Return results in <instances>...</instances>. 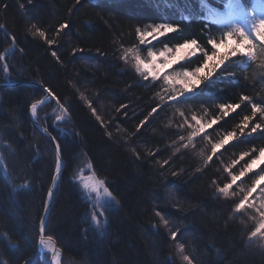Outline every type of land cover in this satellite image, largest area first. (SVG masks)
<instances>
[{
	"label": "trees",
	"instance_id": "16d2710c",
	"mask_svg": "<svg viewBox=\"0 0 264 264\" xmlns=\"http://www.w3.org/2000/svg\"><path fill=\"white\" fill-rule=\"evenodd\" d=\"M221 1L0 0V82L38 81L54 96L35 116L57 138L65 164L44 228L60 250L59 264H188L184 256L191 264H264V239L249 235L258 214L235 213L216 192L228 182L224 169L231 165L238 174L253 151L259 155L264 138L229 139L204 163L211 145L251 114L240 98L264 100V57L229 61V76L198 85L201 91L181 103L170 102L169 85L159 77L145 80L129 58L131 50L144 55L183 39L198 38L202 46L205 37L219 40L226 28L205 21L204 14ZM242 3L250 7L252 0ZM162 23L181 31L141 43L137 28ZM37 28L44 37L33 36ZM197 62H179L177 69L191 70ZM43 96L38 86L0 87V264H49L38 231L56 152L29 116ZM160 104L167 106L160 110ZM220 104L240 108L224 118ZM61 105L67 118L57 121L53 112ZM154 107L159 114L149 116ZM193 116L205 124L220 119L189 141ZM261 167L264 162L253 165L237 185L251 186ZM86 174L104 180L114 197L104 207L102 227L86 217L90 202L78 181Z\"/></svg>",
	"mask_w": 264,
	"mask_h": 264
},
{
	"label": "snow or ice",
	"instance_id": "6c2138e0",
	"mask_svg": "<svg viewBox=\"0 0 264 264\" xmlns=\"http://www.w3.org/2000/svg\"><path fill=\"white\" fill-rule=\"evenodd\" d=\"M203 2V0H202ZM210 2V0H208ZM235 3L243 6L242 0H235ZM23 7V6H21ZM225 7L231 9L233 7V0H228V3ZM216 23H223L225 25L231 24V27L224 31L219 40L215 37H205L206 46H202L198 38L183 39L182 43H176L174 47H169L165 44L163 50L157 55L153 51L149 50L148 59L145 61L140 56L134 57L135 59V71L139 73L142 77L147 80L149 77L152 80H156L158 77L163 79L166 84L170 86L168 92L169 101L172 103H181L188 99H193L197 91H201L198 88V85L203 84L205 87L216 83L218 78L229 76L227 64L229 61L237 62V58H247L250 61H256L258 57H264V16L257 18L256 16L252 17V23L250 30H246L241 26L240 23H237L234 16L229 14L226 19L217 20ZM67 27V24H60L59 29L63 30ZM207 30L205 26V31ZM181 31L180 26L173 23H162L154 24L151 27L150 32H146L140 28H137V35L142 43H147L148 38H151L152 42L159 40V38L167 36L169 33H176ZM39 35L41 37L45 36V32L39 28L33 32V36ZM47 43L53 45L56 43L53 39H48ZM223 44L227 49L226 52H220V45ZM207 48H210V53ZM76 49H73L75 52ZM174 54H178L176 58L169 59L174 57ZM53 56H56V52H52ZM202 57V59H200ZM193 59H196L198 62L196 66L189 70L185 68L183 71L177 73L174 76H170L167 72H163L164 67H169L172 64L179 62H189ZM158 61L161 63L158 64ZM264 62V61H262ZM11 67L10 64L4 66V72L7 75L8 69ZM6 83V82H5ZM43 87V86H42ZM43 91L49 96H52V92L47 87H43ZM242 101H247L251 105V114L244 115L240 125L231 132H228L225 137L219 139L216 143L211 145V154H207L204 158V163L209 164L213 161L214 155L217 153V149L224 148L228 143L229 139H233L238 143L247 142L250 139H256L257 136L253 134H258L259 137L264 138V100L257 102H252L251 98L248 96H242L240 98ZM167 104H160L158 107L162 110L166 107ZM219 108L221 110V115L224 118L228 117L229 110L239 109L240 105L236 104H220ZM62 111H64V105H61ZM37 111V105H31V113L34 115ZM93 114H95V108L92 109ZM153 114H159L157 108H152V111L149 113V116ZM184 113H181L183 116ZM254 117L257 118L260 122H256ZM55 119L60 121L61 116H56ZM99 120L100 117L97 116ZM146 120L148 117L145 118ZM192 121L194 124L191 125L192 131L187 139L190 141L193 137H196L199 133L203 132L205 127L216 124L217 120L213 119L208 122V124L203 123L200 119H197L196 116H193ZM144 121H141L143 124ZM47 132V130H45ZM239 133V135H238ZM49 138L54 142L56 148V160H55V173L56 175L52 176L53 185H57V177H62L65 170V164L60 159V144L57 141L56 137L51 136L49 133ZM185 138H180V143L184 148H187L188 145H183V140ZM177 152H180V149L177 148ZM248 156V153H242V158ZM264 158V147L259 149V155L255 151L252 152V157L249 159L248 163L240 170L238 174H235L231 170V165L224 169L228 173L226 179L228 182H223L222 186L216 188L217 195L224 197L225 201L231 204H234V211L237 214H243L250 210H255L259 216V222L256 224L255 228L250 232V238H255L259 236L264 239V167L260 168V172L255 174V178L251 181V186L248 187H239L237 181L241 180V177H244L247 172H251L253 165H257L258 161ZM168 160H164L163 164L167 165ZM235 163V161L233 162ZM173 175H176L173 173ZM104 180H95L92 183L85 182L83 187L88 191V195L91 196L93 192L96 193L97 199L100 197L101 188L103 192L107 194L108 197H112V193L109 192L108 188L103 187ZM243 181H241V184ZM235 189V190H234ZM258 195H254L257 194ZM48 197L51 199L55 195V187L48 188L47 192ZM50 207L49 203L45 202V208ZM95 207V204L93 205ZM159 215V213H157ZM102 213L96 211L92 212L91 219L93 223L99 226L100 217ZM165 226L169 224L168 220H163ZM44 228V218H41V229ZM173 239L179 237L178 232H171ZM41 245L45 247H51L45 240L41 239ZM264 247V245H261ZM179 248L184 249V245L180 244ZM54 257L56 255L55 250L53 249ZM183 259L191 264L189 256H184Z\"/></svg>",
	"mask_w": 264,
	"mask_h": 264
},
{
	"label": "rangeland",
	"instance_id": "374dc122",
	"mask_svg": "<svg viewBox=\"0 0 264 264\" xmlns=\"http://www.w3.org/2000/svg\"><path fill=\"white\" fill-rule=\"evenodd\" d=\"M254 7L253 9H251V12H245L244 10L240 9V10H236L235 8L233 9V13L232 15L234 16L235 20L237 23H240L242 27L246 28L247 30H250L251 28V23H252V17L256 16L257 18H261V16H264V0H255L253 3ZM152 27V26H151ZM151 27H146V29L144 28L143 30H145L146 32H150L151 31ZM231 27V25H230ZM152 42L151 38H148V43ZM142 43V42H141ZM146 43V44H148ZM145 44V43H144ZM171 47V46H169ZM164 47L157 49V50H153V49H147L146 51H142V53L144 55H141L137 50H131L129 53V58L131 61H133V64L135 65V59L134 57L136 56H140L142 59H144L145 61H147L148 59V52L149 50L153 51L154 53H156L157 55L163 50ZM223 49H225V46L223 44L220 45L219 51L221 52ZM176 56H178V54H174V57H170L169 59H173L176 58ZM161 63L160 61H158V64ZM179 63L176 64H172L169 67H164L163 72H161V76H163L164 72H167L170 76H174L177 73L183 71L184 69H177V65ZM170 88V86H169ZM54 117L56 116H61L62 120H65L67 118L66 114L64 111H62V109L60 107L55 108L54 112H53ZM261 162H264V158L261 159V161H258L257 165L254 166H258L261 164ZM79 184L81 189L84 192V195L86 197V199H89V202L92 204H95V207H93L92 205V210L98 212V213H102V216L99 218L100 219V224L99 226L102 227L105 224V220H106V214L104 212V207H107L109 205H112V203L114 204V199L110 198L107 196L106 193L103 192V188H101V192H100V197L99 199H97L96 193L93 192L91 194V196L88 195V191L83 187L84 183H92L95 181V179L92 176H89L88 174L86 175H82L78 178ZM113 197V196H112ZM255 214V212H253ZM91 215H92V211L87 212V219L90 222H93L91 219ZM258 220H259V216H258Z\"/></svg>",
	"mask_w": 264,
	"mask_h": 264
},
{
	"label": "water",
	"instance_id": "95a60500",
	"mask_svg": "<svg viewBox=\"0 0 264 264\" xmlns=\"http://www.w3.org/2000/svg\"><path fill=\"white\" fill-rule=\"evenodd\" d=\"M11 86H38V87H40L42 90H43V87H45V86H43L40 82H38V81H20V82H6V83H2V82H0V87H3V88H6V87H11ZM43 86V87H42ZM44 92V91H43ZM54 99V96L52 95V96H49L47 93H45L44 92V96L41 98V99H39L38 101H36V102H34L33 104H36L37 105V109L39 108V107H41L43 104H45V103H48V102H50L51 100H53ZM32 105V104H31ZM29 116H30V118H31V120H32V122H33V124L43 133V134H45L48 138H49V130H47V128H45L43 125H41L39 122H38V120L36 119V116H35V114L33 115L32 113H31V106H30V108H29ZM45 130H47V132L45 131ZM51 134V133H50ZM51 136H53L52 134H51ZM54 137V136H53ZM49 140L51 141V143H52V145H53V148H54V150H55V152H56V148H55V144H54V142L49 138ZM56 156H57V153H56ZM60 159H61V156H60ZM62 160V159H61ZM54 175H56V173H54ZM95 178V177H94ZM59 179V176L57 177V180ZM56 186V185H55ZM54 185H53V182H51V185H50V187H55ZM49 187V188H50ZM52 200H53V198H49L48 197V195H47V202L49 203V205H50V207H48V208H45V206H44V208H43V212H42V216H41V218H44V228H45V223H46V220H47V217H48V214H49V211H50V208H51V204H52ZM92 205H93V203L90 205V209L92 208ZM44 228H43V230L41 229V220H40V223H39V236H38V242H39V247H40V250H45V246L44 245H41L40 244V241H41V239H43V240H45L46 242H50L51 243V245H52V249L50 250V249H46L48 252H49V254H50V257H49V264H55V262H54V259H55V257H57V258H59V255H60V250H59V248L57 247V244H56V242H55V240L53 239V238H51V237H48V236H45L44 235ZM47 248V247H46ZM53 249L55 250V253H56V255H55V257H54V253H53Z\"/></svg>",
	"mask_w": 264,
	"mask_h": 264
},
{
	"label": "bare ground",
	"instance_id": "6f19581e",
	"mask_svg": "<svg viewBox=\"0 0 264 264\" xmlns=\"http://www.w3.org/2000/svg\"><path fill=\"white\" fill-rule=\"evenodd\" d=\"M51 247H47V249H52V245H51V243L50 242H47ZM54 262H55V264L57 263V257H55V259H54Z\"/></svg>",
	"mask_w": 264,
	"mask_h": 264
}]
</instances>
